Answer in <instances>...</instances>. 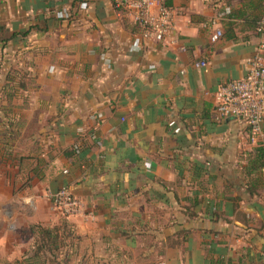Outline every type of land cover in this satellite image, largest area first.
Returning a JSON list of instances; mask_svg holds the SVG:
<instances>
[{"label": "crops", "instance_id": "0c3cea01", "mask_svg": "<svg viewBox=\"0 0 264 264\" xmlns=\"http://www.w3.org/2000/svg\"><path fill=\"white\" fill-rule=\"evenodd\" d=\"M167 1L157 41L111 0H0V264H264V123L215 101L264 0ZM64 185L80 214L54 208Z\"/></svg>", "mask_w": 264, "mask_h": 264}, {"label": "built area", "instance_id": "2783aa9c", "mask_svg": "<svg viewBox=\"0 0 264 264\" xmlns=\"http://www.w3.org/2000/svg\"><path fill=\"white\" fill-rule=\"evenodd\" d=\"M115 9L130 12L135 23L139 26L143 38L149 40L164 41L171 37L174 29L175 8L167 0H111ZM226 12L218 15L217 22ZM261 35L262 41L257 52L249 62V68L245 76L233 79L222 84L215 92L216 108L221 117H235L247 122L254 134H259L264 123V16L256 29ZM224 36L222 27L216 28L212 34L213 42ZM176 42V39H172ZM181 49L185 50L182 46ZM208 65L206 60L194 62L196 67ZM81 135L85 134L84 128H80ZM91 139L98 140L96 134L90 135ZM81 143L75 145L72 150L75 154L81 153ZM67 173L68 170H64ZM48 197L53 206L64 217H71L82 212V200L74 193L70 186L64 185L58 190L48 191ZM93 217V215H90Z\"/></svg>", "mask_w": 264, "mask_h": 264}, {"label": "trees", "instance_id": "16d2710c", "mask_svg": "<svg viewBox=\"0 0 264 264\" xmlns=\"http://www.w3.org/2000/svg\"><path fill=\"white\" fill-rule=\"evenodd\" d=\"M263 16H264V14L255 20V24L253 26V28L255 30L257 29L258 24L262 20ZM228 18H229V13H226L221 18V22L225 23ZM38 228H39L38 229L39 230V236H38L37 241H36L37 252L39 253L40 251H44V250L52 251L53 250V248L51 246L53 243L52 242V238H53L52 235L50 234V232L46 228H43L42 226H39Z\"/></svg>", "mask_w": 264, "mask_h": 264}]
</instances>
